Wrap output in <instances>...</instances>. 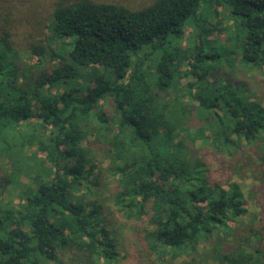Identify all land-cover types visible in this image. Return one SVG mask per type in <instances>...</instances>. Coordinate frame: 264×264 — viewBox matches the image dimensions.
Wrapping results in <instances>:
<instances>
[{
	"label": "trees",
	"instance_id": "obj_1",
	"mask_svg": "<svg viewBox=\"0 0 264 264\" xmlns=\"http://www.w3.org/2000/svg\"><path fill=\"white\" fill-rule=\"evenodd\" d=\"M201 2L0 0V196L14 185L22 195L19 209L0 205V264L57 262L70 249L78 264L110 263L107 203L140 223L151 264H264V224L240 223L237 185L212 182L195 154L252 148L264 192V108L229 74L217 84L198 29L177 47L185 26L219 5L230 24L217 44L233 35L238 63L264 78V0ZM36 13L60 48L25 42L38 57L27 64L14 38ZM45 57L59 63L41 66Z\"/></svg>",
	"mask_w": 264,
	"mask_h": 264
},
{
	"label": "rangeland",
	"instance_id": "obj_2",
	"mask_svg": "<svg viewBox=\"0 0 264 264\" xmlns=\"http://www.w3.org/2000/svg\"><path fill=\"white\" fill-rule=\"evenodd\" d=\"M103 1H116L120 3H126L128 5L139 6L142 4H146L150 0ZM48 3L49 0H41V4L44 5L45 8L49 5ZM203 5L204 0L203 2H201L200 7H203ZM214 9V11L209 9L211 13H208L203 10L201 17L197 20L198 22L189 23L185 26L184 35L182 37L181 42L177 44V47L181 50L185 49L186 45L190 47L195 41L194 36L191 37V33H195V29H198L197 31H200L203 34L199 39L201 42L203 53L212 56H217V58L207 57L202 62L203 65H207L212 68V73H214L215 78L217 79V84L222 86L225 80L224 77L229 74L228 77L231 78L233 82L237 84L243 82L246 84L248 88L247 99L259 102V104L264 108L263 76L260 75V73H257L256 71L244 69L243 67H241L240 63H238V60L235 58L233 35L231 36V41L228 40V43H226L225 48L217 44L218 41L220 43L224 42L227 35L225 29H227V26L230 24V20L227 16L226 10L223 9L221 6H214ZM28 10H33H31L30 5L28 6ZM37 14L38 13H36V16L33 15V26L31 25L32 15L28 14L24 16V20L22 21L23 24H25V27L16 31L14 38L15 44H17L16 46L18 49L24 50L23 45L25 42L40 40L42 43H45L46 41H48L46 40V35L50 34V30L46 27L47 22L43 21L44 18L41 16L42 22L39 21V23H37L36 21L39 19V16ZM196 23H199L200 26H207L208 29H210L211 31L209 33H204L203 27H198ZM48 43L53 50L58 51V49L60 48V42L57 40H49ZM25 52L26 51L24 50L21 53L23 61L25 63L33 64L38 62L37 56L29 57L28 54ZM48 59V57L41 58L40 65L54 66L59 63V61H57L56 59L51 61H49ZM179 69H183V66L181 65ZM217 75H220L221 77L217 78ZM210 79L211 77L206 76V80L203 82L204 85L208 81H211ZM186 82L187 79H181L180 86H183L184 84H186ZM195 86L196 91L199 93V84L196 83ZM244 152H246V154H238L236 157L230 158L214 153L208 149H201V147L198 146V151L195 154L203 162V165L206 169V173L212 180V182L218 183L223 189H228L231 184L237 185L239 191L243 195L242 206L246 208V212L239 218L240 223L246 224L249 222H260L261 224H264V192H262L258 187L259 183L258 180L255 178V170L252 171L249 169L250 163H253L255 160V154L253 152V149L250 147L245 148ZM104 162L106 161H102V164L100 166H103ZM19 181L25 183L27 182V178L25 176H20ZM101 183H103L102 180ZM14 186L8 187L6 192H4L0 196V205L9 208L19 209L18 204H20V199L22 198V195H20V192L18 191V186ZM104 187L105 189H103ZM98 188L99 187L97 185L93 189L98 190ZM96 193L98 195H95V199H100L101 196H107V186L103 185L100 191ZM103 210L106 212V217H104V223L106 224L107 228L111 231V234L113 235L117 244L116 255L112 258L110 263L106 264H151L152 262H154L155 260L152 256H149L142 242V227L140 226V223L124 220L119 215L117 210L111 206L110 203L104 205ZM78 262H81L80 256L74 250L71 251L70 249V251L68 252L64 251L59 261H51L49 263L41 264H78ZM100 264H102V262H100Z\"/></svg>",
	"mask_w": 264,
	"mask_h": 264
}]
</instances>
